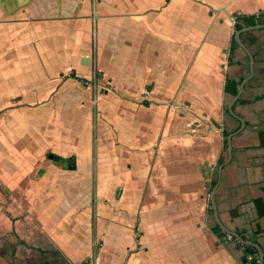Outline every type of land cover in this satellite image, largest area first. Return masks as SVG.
I'll use <instances>...</instances> for the list:
<instances>
[{"label": "crops", "instance_id": "obj_1", "mask_svg": "<svg viewBox=\"0 0 264 264\" xmlns=\"http://www.w3.org/2000/svg\"><path fill=\"white\" fill-rule=\"evenodd\" d=\"M260 24L264 0H0V264L264 253V27L233 47Z\"/></svg>", "mask_w": 264, "mask_h": 264}, {"label": "water", "instance_id": "obj_2", "mask_svg": "<svg viewBox=\"0 0 264 264\" xmlns=\"http://www.w3.org/2000/svg\"><path fill=\"white\" fill-rule=\"evenodd\" d=\"M263 27H264V24L254 25V26H251V27L242 28V29L238 30V31L236 32V34H235V39H236L238 45H239L241 48H243V49L249 54V56H250L251 59H252V63H253L254 60H253L252 55L250 54L249 50L247 49L245 43H244L243 40H242V34H243L245 31H248V30L260 29V28H263ZM242 88H243V85H242ZM230 149H231V147H230ZM213 202H214V196H213ZM235 236L239 239V236H238V235H235ZM241 241H243V240L241 239ZM243 242L246 243L245 241H243ZM246 244H247V243H246ZM248 245L255 246V247L258 249V251H259V255H260V257H259V264H263V262H264V253H263V251L260 249V247H258L257 245H254V244H252V243H248Z\"/></svg>", "mask_w": 264, "mask_h": 264}, {"label": "trees", "instance_id": "obj_3", "mask_svg": "<svg viewBox=\"0 0 264 264\" xmlns=\"http://www.w3.org/2000/svg\"><path fill=\"white\" fill-rule=\"evenodd\" d=\"M253 17H251V16H243V18L242 19H244V20H246V21H249L250 23H252V21H251V19H252ZM241 27L240 26H238L237 25V29L239 30ZM235 46H237V41H236V39L234 38L233 39V47H235ZM230 79L227 81V86H226V90L228 91V92H230V93H232V94H237V91H238V89L237 88H235V89H233L232 91L230 90ZM246 249H247V252L248 253H253L254 255H255V257H254V259H253V261L251 262V264H259V256H258V251H257V249L255 248V247H252V246H246Z\"/></svg>", "mask_w": 264, "mask_h": 264}, {"label": "built area", "instance_id": "obj_4", "mask_svg": "<svg viewBox=\"0 0 264 264\" xmlns=\"http://www.w3.org/2000/svg\"><path fill=\"white\" fill-rule=\"evenodd\" d=\"M229 237H230V238H233L232 235H229ZM238 240H239V239H238ZM239 242H240V241H239ZM254 257H255V255H254L253 253H247V255H246V259H247L248 262H252L253 259H254Z\"/></svg>", "mask_w": 264, "mask_h": 264}]
</instances>
